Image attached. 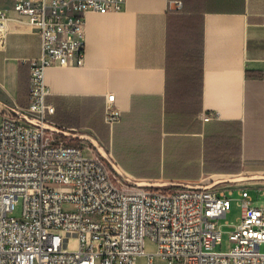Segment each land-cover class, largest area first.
<instances>
[{
  "label": "crops",
  "instance_id": "obj_1",
  "mask_svg": "<svg viewBox=\"0 0 264 264\" xmlns=\"http://www.w3.org/2000/svg\"><path fill=\"white\" fill-rule=\"evenodd\" d=\"M17 1L0 0V99L26 106L24 61L40 55L41 37ZM175 1L89 12L85 63L46 70L50 119L92 133L138 178L241 175L264 187V0ZM109 94L122 115L107 128Z\"/></svg>",
  "mask_w": 264,
  "mask_h": 264
},
{
  "label": "built area",
  "instance_id": "obj_2",
  "mask_svg": "<svg viewBox=\"0 0 264 264\" xmlns=\"http://www.w3.org/2000/svg\"><path fill=\"white\" fill-rule=\"evenodd\" d=\"M126 3L18 0L14 6L39 27L41 53L24 61L28 104L0 99V264H140L141 258L152 264L156 255L168 264H264V201L257 205L250 193L257 189L258 201L264 187L239 183L241 175L168 186L140 180L93 136L50 119L55 106L47 101V68L83 65L87 14L119 12ZM114 98L107 95L104 112L111 126L122 115ZM214 116L206 112L202 119ZM63 135L88 142L90 153ZM234 194L241 214L228 232L230 248L215 250L230 225L221 220Z\"/></svg>",
  "mask_w": 264,
  "mask_h": 264
},
{
  "label": "rangeland",
  "instance_id": "obj_3",
  "mask_svg": "<svg viewBox=\"0 0 264 264\" xmlns=\"http://www.w3.org/2000/svg\"><path fill=\"white\" fill-rule=\"evenodd\" d=\"M8 102V101H7ZM20 105V104H19ZM22 105V104H21ZM105 120V119H104ZM109 125V124H108ZM62 127H65V129H70L64 125H60ZM111 127V125H109ZM76 132L80 134H87V135H90V136H93L94 135L92 133H85V132H82V131H78L76 129ZM64 140L66 141H70L71 143H76V144H81L84 146V152L85 154H89L90 152L88 151L87 147H88V142L86 141H83L82 142V139L79 138V137H74V136H66V135H63L62 137ZM95 138V137H94ZM99 142V141H98ZM90 144V143H89ZM99 144L101 146H104L101 142H99ZM91 145V144H90ZM105 147V146H104ZM106 149V148H105ZM116 162L118 163L117 159H116ZM119 164V163H118ZM249 175L251 173H248ZM248 174L246 176H248ZM256 174V173H255ZM244 175V174H243ZM135 177V176H134ZM137 179H140V180H144V181H151V182H158L159 184L158 185H170L169 183L171 182H180V181H165V180H151V179H142V178H138V177H135ZM216 177L214 175H207L205 176L203 179H201L199 182H204V183H209L211 181H213V179H215ZM243 180L240 181L239 183H243L245 185H255L257 179H250V178H247V177H243L242 178ZM165 183V184H163ZM181 183H187V182H184L182 181ZM250 193L251 195L256 199L255 203L257 205H261L263 204V201H264V197H260V199H258L257 201V197H258V190L255 189V188H251L250 189ZM237 195L234 194L233 195V199L231 200V203H230V213L227 214V216L225 218H222L221 222H225V221H229L230 225H224L223 226V236H222V243L221 244H217L214 249L215 250H219V251H225V250H228L230 248V241H229V231L233 228V224H235L237 222V218L240 216L241 214V207L239 205V202L237 200ZM21 213H22V201L20 200L16 206V209L14 211V215L17 216V217H20L21 216ZM148 247L150 249H152L153 245L152 243H148ZM260 250L262 252H264V242L261 243L260 245ZM140 264H146L145 262H141L140 261ZM152 264H168L166 260H164L162 257L160 256H154L153 257V261H152Z\"/></svg>",
  "mask_w": 264,
  "mask_h": 264
},
{
  "label": "trees",
  "instance_id": "obj_4",
  "mask_svg": "<svg viewBox=\"0 0 264 264\" xmlns=\"http://www.w3.org/2000/svg\"><path fill=\"white\" fill-rule=\"evenodd\" d=\"M55 112H56V111H55ZM54 114H55V113H54ZM53 120H54V119H53ZM57 123L60 124V125H64L63 123H60V122H57ZM104 123H105V124H104L105 127H107V128L110 127V126L108 125V123L105 122V120H104Z\"/></svg>",
  "mask_w": 264,
  "mask_h": 264
}]
</instances>
